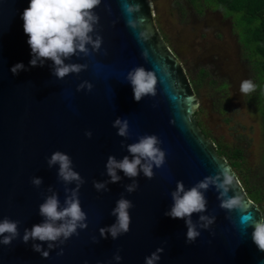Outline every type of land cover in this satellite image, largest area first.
<instances>
[{
    "label": "water",
    "instance_id": "1",
    "mask_svg": "<svg viewBox=\"0 0 264 264\" xmlns=\"http://www.w3.org/2000/svg\"><path fill=\"white\" fill-rule=\"evenodd\" d=\"M136 2L142 7L135 15L146 18L141 30L150 31L148 41L140 43L136 35L139 29L126 25L120 0H102L96 9L103 37L100 51L66 60L89 67L78 75L58 79L52 75L50 60L43 67L29 66L31 48L22 13L30 0H0V219L20 221L22 237L25 228L43 221L38 206L49 194L50 185L63 204L65 185L57 178L58 166L47 165V158L60 150L72 158L74 170L85 179L79 199L88 224L86 229H78L79 235L49 250L47 258L32 248L33 243H42L47 250L44 242L24 243L17 238L10 245L0 244V264H145V257L158 247L164 251L157 264H264V251L251 238L254 229L241 227L240 210L229 212L219 207L214 187L205 192V214L215 215L216 220L208 229L198 228L201 234L195 242L186 243L184 219L164 214L173 203L170 193L177 180L190 188L224 167L237 178L236 191L249 204L248 211L256 219L264 215L228 159L218 152L216 141L200 125L198 94L185 65L157 25L153 1ZM144 48L148 49L147 60L142 56ZM18 62L28 70L14 75L10 68ZM163 65H167V76L161 71ZM135 66L156 70L155 97L135 101L132 86L125 80ZM83 80L93 84L91 91L76 90ZM116 117L128 119L127 139L118 136L112 126ZM87 130L92 131L91 138L85 136ZM144 134H156L162 140L165 164L154 167L152 179L141 173L133 193L125 191L124 185L131 179L121 170L119 182L108 184V191H97L93 180L109 179L107 157L129 155L121 141L136 142ZM34 176L43 179L39 188L31 183ZM121 195L134 205L129 209L130 230L117 239L110 234L103 238L99 228L115 222L111 210ZM199 215L192 214L194 222ZM60 248L63 255H57ZM117 251L122 257L119 262L113 258Z\"/></svg>",
    "mask_w": 264,
    "mask_h": 264
},
{
    "label": "clouds",
    "instance_id": "2",
    "mask_svg": "<svg viewBox=\"0 0 264 264\" xmlns=\"http://www.w3.org/2000/svg\"><path fill=\"white\" fill-rule=\"evenodd\" d=\"M101 3L102 0H30L22 13L24 33L28 36L27 43L31 48L29 66L43 67L45 62L50 60L52 75L58 79H63L69 74L78 75L81 71L87 70L89 67L87 63H66V60H71L73 56L79 57L81 54L90 56L93 52L100 51L103 37L98 31L100 16L96 9ZM120 3L126 17V25L134 31L139 29L136 35L140 43L148 41L150 31L141 30L146 18L143 15H135L141 12V4L136 0H120ZM105 7L111 11L107 3ZM142 56L145 60L148 59L147 48L142 50ZM26 70L28 69L22 62L10 68L14 75ZM161 71L167 76V65H163ZM125 80L132 86L137 102L145 96L157 95L158 76L154 68L146 70L143 66H135L126 73ZM256 88L257 85L251 79H244L240 82L239 93L241 96L249 95ZM85 89L88 91L93 89V84L88 80L81 81L76 87L77 91ZM112 126L117 129L118 136L125 139L129 137L127 118L116 117ZM85 136L91 138L92 131L87 130ZM161 144L162 140L156 134L140 135L136 142L128 144L121 141V146L126 148L129 155L123 156L122 159L109 155L105 165L109 179L93 180L94 188L97 191H108V184L121 180V176L118 175V170H121L124 176L131 179V183L124 185L125 191L135 192L139 187L136 178L141 173L144 177L152 179L155 175L154 167L161 168L165 164L166 152L160 147ZM47 165L49 168L58 166L57 178L65 185L63 204L58 193L50 185L47 189L49 194L38 206V214L43 217V221L34 224L30 229L25 228L22 237L19 231L20 221L8 217L0 219V244L10 245L17 238H21L24 243L30 240L44 242L47 243V250L43 248L42 243L32 244L33 250L44 258L49 256V250L64 244L73 235H79L78 229L88 227L87 214L82 209L79 199V190L85 179L74 170L72 158L67 153L56 150L47 158ZM31 183L39 188L43 179L34 176ZM72 184L75 186L69 187ZM236 185L237 178L224 167H219L215 174L205 176L190 188H186L182 180H177L175 189L170 193L173 203L164 214L174 219H184L187 227L186 243L195 242L201 234L198 228L208 229L216 220L215 215L205 214L207 211L205 192L214 187L218 193L219 207L229 212L240 210L241 227L245 231L249 227L254 229L251 233L252 241L260 251H264V215L256 219L248 211L249 204L236 191ZM230 192L233 194L229 195ZM132 207L133 202L121 195L111 210V215L116 217L115 222L100 227V236L107 238L110 234L112 239H117L120 235L126 234L130 230L129 209ZM193 213L200 214L195 222L192 219ZM163 251V247L156 248L145 257V264H157L161 259L159 254ZM57 255H63V248H60ZM113 258L117 262L122 259L119 251Z\"/></svg>",
    "mask_w": 264,
    "mask_h": 264
},
{
    "label": "rangeland",
    "instance_id": "3",
    "mask_svg": "<svg viewBox=\"0 0 264 264\" xmlns=\"http://www.w3.org/2000/svg\"><path fill=\"white\" fill-rule=\"evenodd\" d=\"M152 1L160 31L194 82L200 101L199 121L216 142L243 148L254 177L263 174L260 116L239 93L240 82L252 80L251 63L233 31L231 19L209 6L200 13L186 0ZM223 82L226 86H222ZM222 91L228 99L222 100L225 110L221 111L218 103Z\"/></svg>",
    "mask_w": 264,
    "mask_h": 264
},
{
    "label": "trees",
    "instance_id": "4",
    "mask_svg": "<svg viewBox=\"0 0 264 264\" xmlns=\"http://www.w3.org/2000/svg\"><path fill=\"white\" fill-rule=\"evenodd\" d=\"M202 13L205 7H213L222 11L232 22L235 35L241 44L244 54L249 59L252 68V81L257 85L254 92L245 95L247 104L258 112L264 136V0H186ZM203 74L209 72L203 70ZM193 82V81H192ZM214 83L217 81L214 79ZM194 83V82H193ZM195 86V85H194ZM222 86H226L223 82ZM222 86H220L222 88ZM224 89V88H223ZM218 107L225 110L222 100L228 99L225 91L221 92ZM221 102V103H220ZM199 120V113H197ZM200 122V121H199ZM204 132L207 130L203 127ZM218 152L225 156L240 177L249 197L262 209L264 214V171L254 177L246 164L243 148L233 147L222 142H216ZM264 165V155H263ZM261 177L260 179L258 177Z\"/></svg>",
    "mask_w": 264,
    "mask_h": 264
},
{
    "label": "flooded vegetation",
    "instance_id": "5",
    "mask_svg": "<svg viewBox=\"0 0 264 264\" xmlns=\"http://www.w3.org/2000/svg\"><path fill=\"white\" fill-rule=\"evenodd\" d=\"M207 132V135H209V136H211L212 137V135L210 134V132L209 131H206Z\"/></svg>",
    "mask_w": 264,
    "mask_h": 264
}]
</instances>
